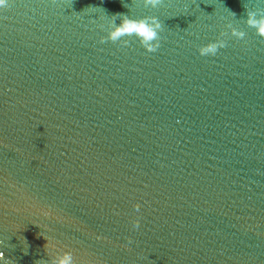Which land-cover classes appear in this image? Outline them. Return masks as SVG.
<instances>
[{"label":"water","instance_id":"95a60500","mask_svg":"<svg viewBox=\"0 0 264 264\" xmlns=\"http://www.w3.org/2000/svg\"><path fill=\"white\" fill-rule=\"evenodd\" d=\"M9 4L0 8L5 257L50 261L47 237L81 264H264V38L246 23V8L264 0ZM117 13L157 16L161 47L149 53L135 36L101 43ZM218 38L227 47L199 54Z\"/></svg>","mask_w":264,"mask_h":264},{"label":"clouds","instance_id":"9594fccd","mask_svg":"<svg viewBox=\"0 0 264 264\" xmlns=\"http://www.w3.org/2000/svg\"><path fill=\"white\" fill-rule=\"evenodd\" d=\"M164 0H143L145 7L158 8L163 5ZM10 6L9 0H0V8L7 9ZM231 12V11H230ZM264 13V9H257L256 11H248L246 8V23L249 27L256 30V34L264 38V14H261L259 17L257 13ZM235 17V13L231 12ZM120 19L119 25H117L116 20ZM163 23L157 16H145L139 19H134L129 17L127 14L117 13L112 16L111 24L109 26V31L106 37L101 38V43L111 41L116 43L118 41L122 42L124 46H127L130 41L127 39L122 40L123 37H133L135 36L140 45L146 49L149 53H155L161 47V36L160 32L163 31ZM227 28L231 30V36L236 37L237 39L243 40L246 37V32L234 27L231 23L227 24ZM221 37L228 35L227 32H222ZM227 47V41L223 38H218L217 40L210 42L199 48V54L201 56H215L220 49ZM142 205L137 203L134 205V208L139 212ZM49 212H46L45 215H49ZM134 228H139L140 218H136L133 221ZM47 240L45 245L46 249H56V255L50 261L48 260H39L38 264H81L72 251H65L58 249L56 245L51 244ZM129 243H131V238H128ZM4 245V241L0 240V246ZM27 254V253H25ZM51 255V253H50ZM0 261H4L5 264H14L13 260L5 257V253L0 251Z\"/></svg>","mask_w":264,"mask_h":264}]
</instances>
